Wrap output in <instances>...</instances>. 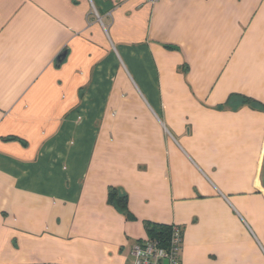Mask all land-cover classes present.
Wrapping results in <instances>:
<instances>
[{
  "label": "crops",
  "instance_id": "crops-1",
  "mask_svg": "<svg viewBox=\"0 0 264 264\" xmlns=\"http://www.w3.org/2000/svg\"><path fill=\"white\" fill-rule=\"evenodd\" d=\"M163 224L264 264V0H0V264H134Z\"/></svg>",
  "mask_w": 264,
  "mask_h": 264
},
{
  "label": "built area",
  "instance_id": "built-area-1",
  "mask_svg": "<svg viewBox=\"0 0 264 264\" xmlns=\"http://www.w3.org/2000/svg\"><path fill=\"white\" fill-rule=\"evenodd\" d=\"M148 1L151 5L157 3V0ZM182 250L183 230L180 226L174 224L171 225L168 246H164L157 239H149L147 242L134 248V264H181Z\"/></svg>",
  "mask_w": 264,
  "mask_h": 264
},
{
  "label": "trees",
  "instance_id": "trees-1",
  "mask_svg": "<svg viewBox=\"0 0 264 264\" xmlns=\"http://www.w3.org/2000/svg\"><path fill=\"white\" fill-rule=\"evenodd\" d=\"M250 101L249 99H247V102ZM110 201H116L118 202V205L121 208H124V199L123 198H119L118 195L115 192H112L110 194ZM151 237L150 240L152 239H157L158 241H160L164 246H168L169 243V239H170V233H171V225H154L151 228ZM141 245V244H140Z\"/></svg>",
  "mask_w": 264,
  "mask_h": 264
},
{
  "label": "water",
  "instance_id": "water-1",
  "mask_svg": "<svg viewBox=\"0 0 264 264\" xmlns=\"http://www.w3.org/2000/svg\"><path fill=\"white\" fill-rule=\"evenodd\" d=\"M165 264H167V263H165Z\"/></svg>",
  "mask_w": 264,
  "mask_h": 264
}]
</instances>
